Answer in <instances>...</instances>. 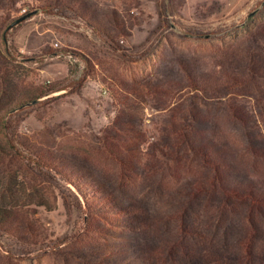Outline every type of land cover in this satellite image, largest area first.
I'll list each match as a JSON object with an SVG mask.
<instances>
[{
    "label": "rangeland",
    "instance_id": "rangeland-1",
    "mask_svg": "<svg viewBox=\"0 0 264 264\" xmlns=\"http://www.w3.org/2000/svg\"><path fill=\"white\" fill-rule=\"evenodd\" d=\"M263 1L0 0V85L53 95L6 124L0 103V143L16 154L0 162V204L35 236L0 235V264H177L181 247L197 263L243 257L236 223L259 228L248 264H264V209L248 215L250 186L264 191V8L238 28ZM154 80L167 87L143 96ZM176 128L205 154L171 151Z\"/></svg>",
    "mask_w": 264,
    "mask_h": 264
},
{
    "label": "trees",
    "instance_id": "trees-1",
    "mask_svg": "<svg viewBox=\"0 0 264 264\" xmlns=\"http://www.w3.org/2000/svg\"><path fill=\"white\" fill-rule=\"evenodd\" d=\"M264 36V24L261 26L260 28V32L258 34ZM256 42H258V38L256 37L255 39ZM189 78V76H185L181 79H176V80H170L169 78V83L166 84L169 88H171L173 90V92L177 91V89L181 88L184 86V82ZM189 81V80H188ZM157 80L152 81V83L150 82V88L146 87V88H142L140 90V93L144 96L145 94L147 95L148 93H150L148 90L150 89V91H158L159 89H161L162 87H165L166 85L162 83V81L160 83H156ZM182 82V83H180ZM196 82V81H195ZM146 86V85H145ZM166 86V87H167ZM49 87L46 88V86L44 87H40L38 89H34L30 92H21V90L18 89V86L16 85V83H12L10 80H2L1 81V85H0V103L4 100H6V104H3V109L1 110V117H3V123L6 124V119H5V113H9V112H19L20 110L26 108V107H30L33 105H30V103H32L33 101L43 97V96H47L50 93ZM54 90V89H53ZM114 95L116 98H118L120 103H123L122 100H120V96L119 93L117 92V90H114ZM182 129H178L176 128L173 132L170 131V133L165 135V138H168L170 141V150L171 151H175L177 150V145H185L188 146L189 148H191V151L194 152L197 155H203L204 152V148H205V144L201 145L202 142L200 140H197L198 135H193V133L189 132L188 134H185L184 136H182ZM193 137L196 139V142L200 143V145H196V142L193 139ZM208 138V137H207ZM208 141V140H207ZM203 147V148H202ZM15 149L13 150V152H6L5 149L3 148V146L0 143V162L3 164L8 165L12 160L15 159L16 154L14 153ZM213 162L212 165L209 168L210 171V176L208 178V181L213 183L214 185H216V182L218 181V177L222 176V172L220 171V169L222 168V163H223V157L221 154L217 153V155L212 154L211 155ZM9 168V165H8ZM223 177V176H222ZM206 184L204 183V181L201 179H197L196 182H191L188 184V186L184 187L186 188V192L193 194L197 192L198 190H201V188L203 187V185ZM238 184V185H237ZM236 185L233 184L232 188L235 191H239V183H237ZM254 193L249 191L248 193L251 195V199L249 200L250 202H248L249 204L252 205V207H249V217H250V211H253L254 209H258L262 210L264 209V191H260V196L257 193L258 191H256L257 187H252L250 186ZM258 189V188H257ZM259 190V189H258ZM187 194V195H190ZM253 196H258L259 198L254 199ZM263 201V202H261ZM30 217L24 213V212H20L19 210L15 209V208H11V207H6L2 204H0V235L3 237H16V238H21L23 240H26L28 243H32L34 240V235H33V223L31 222V220L29 219ZM264 224V221H263ZM236 227H238V231L240 233V231L243 229V234L240 237V241L244 242L246 245V248H242L243 250H245L243 252L244 256L240 257V256H234V255H219V256H213L212 258H209L208 261H203L202 263H200V261L197 263V260L192 259L189 256V253L186 251L185 247H181V249H177L178 252H176V255L178 256V259H173L177 264L179 262L184 263V264H248L249 262V258L253 256V252L250 250L249 246H250V242H248L249 240L251 241V239L253 238V236H256V231L259 228H254L253 232H246L244 227H242L241 224L236 223L235 224ZM172 243L170 240H165L164 242H160L159 244H157V247L160 248V250H163L164 252L166 251V248L168 246H171ZM180 252H182V254H180ZM218 254H223V253H218ZM218 254H211V255H218ZM168 255L172 256L175 255V250L171 249L170 251H168ZM210 255V256H211ZM205 257V256H203ZM202 257V258H203ZM168 258V257H167ZM263 259V257L261 258ZM250 264V263H249Z\"/></svg>",
    "mask_w": 264,
    "mask_h": 264
},
{
    "label": "water",
    "instance_id": "water-1",
    "mask_svg": "<svg viewBox=\"0 0 264 264\" xmlns=\"http://www.w3.org/2000/svg\"><path fill=\"white\" fill-rule=\"evenodd\" d=\"M263 8H264V1L262 2V4L257 9H255L253 12H251L249 14L247 20L244 23H242L241 25H239L238 28H240V29L244 28L248 24L249 20L251 18H253L254 16H256L257 14H259ZM31 16H32V14L27 15L26 17L22 18V21L25 20V19L30 18ZM52 97H53L52 94H49L47 96H43V97L33 101L32 103H30V105L39 104V103L44 102V101H46V100H48V99H50Z\"/></svg>",
    "mask_w": 264,
    "mask_h": 264
}]
</instances>
